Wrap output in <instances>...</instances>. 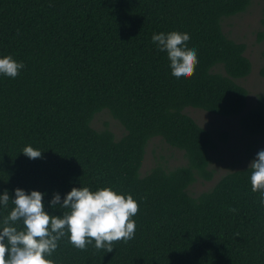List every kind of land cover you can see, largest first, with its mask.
<instances>
[{"label": "trees", "instance_id": "obj_1", "mask_svg": "<svg viewBox=\"0 0 264 264\" xmlns=\"http://www.w3.org/2000/svg\"><path fill=\"white\" fill-rule=\"evenodd\" d=\"M251 2L0 0V58L24 64L15 78L0 74V195L10 197L0 204V230L16 188L44 193L45 211L62 216L69 209L50 206L55 193L62 203L73 187H109L138 203L134 237L106 252L94 240L76 248L66 232L46 257L53 264H264V205L249 165L188 192L213 178L211 151L229 133L215 137L186 107L238 116L249 149L264 136V93L247 108L248 90L238 81L251 72L246 44L222 29L224 18ZM172 31L187 33L186 47L197 52L191 77H174L167 52L152 41ZM103 110L123 126L120 137L91 125ZM154 137L182 151L185 162H158L141 174ZM26 146L41 158L24 155ZM14 226L23 228L22 220Z\"/></svg>", "mask_w": 264, "mask_h": 264}, {"label": "clouds", "instance_id": "obj_2", "mask_svg": "<svg viewBox=\"0 0 264 264\" xmlns=\"http://www.w3.org/2000/svg\"><path fill=\"white\" fill-rule=\"evenodd\" d=\"M190 36L172 31L153 34L152 41L160 51H166L170 60L172 75L176 78L191 77L198 63L197 52L186 47ZM24 67L10 55L0 58V74L15 78ZM30 159L41 158L42 151L31 146L22 150ZM251 186L259 192V200L264 205V149L257 152L251 161ZM44 193L32 190L30 194L21 188L15 189L14 207L3 219L0 230V264H53L46 257L56 250L58 241L69 235L70 243L79 249L95 241L97 249L113 250V243L127 242L135 234V221L131 217L138 212V203L129 194H118L109 187L90 191L88 187H73L62 203L59 193L53 195L50 206L69 209L61 216L50 215L43 204ZM7 190L0 195V204L7 207ZM235 211V209H231ZM23 222L18 229L16 222Z\"/></svg>", "mask_w": 264, "mask_h": 264}, {"label": "rangeland", "instance_id": "obj_3", "mask_svg": "<svg viewBox=\"0 0 264 264\" xmlns=\"http://www.w3.org/2000/svg\"><path fill=\"white\" fill-rule=\"evenodd\" d=\"M222 29L230 38L246 44L245 55L251 61V72L238 81L248 90L247 108H250L255 104L257 95L264 93V75L261 74L264 68L261 55L264 40L258 39V32L264 31V0H252L244 12L224 18ZM185 112L201 126L210 129L215 137L219 130H226L229 133L228 141L219 142L216 149L211 151L210 166L215 170L213 178L209 181L199 179L190 185L188 192L191 195H196L211 187L220 175L249 165L256 157V152L264 149V136L260 137L259 142L253 148H247L251 139L249 140L240 133L238 116L216 115L194 107H186ZM91 125L96 129L107 126L116 138L124 133L123 126L106 110L96 114ZM158 162L166 167H173L183 164L185 158L182 151L168 146L159 137H154L147 144L141 174Z\"/></svg>", "mask_w": 264, "mask_h": 264}]
</instances>
